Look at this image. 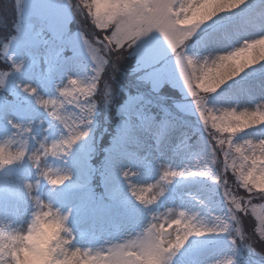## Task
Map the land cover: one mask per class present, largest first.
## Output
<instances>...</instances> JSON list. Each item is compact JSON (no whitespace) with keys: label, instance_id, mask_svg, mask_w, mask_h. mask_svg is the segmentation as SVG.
I'll return each instance as SVG.
<instances>
[{"label":"snow or ice","instance_id":"snow-or-ice-1","mask_svg":"<svg viewBox=\"0 0 264 264\" xmlns=\"http://www.w3.org/2000/svg\"><path fill=\"white\" fill-rule=\"evenodd\" d=\"M55 4L54 18L37 22L29 14L23 23L15 22L16 34L2 44L0 186L18 179L7 171L13 165H28L15 192V210L26 203L25 181L40 198L36 173L42 165L49 169L43 173L47 182L58 185L53 191L66 184L74 191L85 189L93 172L88 157L98 101L111 103L109 71L117 68L122 53L133 54L132 71L151 95L138 93L121 107L100 173L128 226L98 244L88 237L79 258L102 264H178L183 256L180 264H247L245 250L264 258V94L257 98L243 83L257 68L264 71V47H259L264 45V0H207L192 19L186 15L189 0H117L111 11L97 15L98 23L114 30L94 42L82 32H69L71 15L63 0ZM25 7L26 0H14L19 17ZM82 60L87 61L83 71ZM210 73L204 87L201 80ZM166 84L183 93L176 111L159 95ZM187 116H194L198 126L192 127ZM147 138L160 155L169 147L180 164L149 158L143 152ZM51 160L64 166L52 167ZM221 163L246 196L232 191ZM142 173L145 179L138 180ZM191 185L196 192L167 206L178 188ZM76 208L82 211V202ZM67 214L73 215L71 207ZM249 216L254 221L250 230L243 222ZM217 238H223L224 248L205 258ZM21 241L15 233L0 234V264H20L26 248ZM47 252L44 264L67 259L60 244H50Z\"/></svg>","mask_w":264,"mask_h":264},{"label":"rangeland","instance_id":"rangeland-1","mask_svg":"<svg viewBox=\"0 0 264 264\" xmlns=\"http://www.w3.org/2000/svg\"><path fill=\"white\" fill-rule=\"evenodd\" d=\"M12 1L14 2V0H10V2ZM8 2L9 0H7L3 4H0V18L2 22L8 19L13 14L12 13L13 8L11 6L13 2L12 3H8ZM57 11L58 10L56 8L55 0H26V7L24 10L21 11L20 17L17 16L16 22L20 20V22L23 23L24 20L29 16V14L31 15L33 20L37 22L42 21V20L51 19L56 16ZM238 17H239V13L235 14L233 19H238ZM67 28L69 32L76 33L79 30V25L76 21L71 20L68 23ZM14 30L15 31L11 33V35L7 36V39L8 37L16 34V29L14 28ZM4 42L5 40H2V33L0 32V60L2 62H5L2 59V56H3L2 44ZM13 51H15L14 48H13ZM66 54L71 55V52L68 51ZM120 57L125 59V62H126V57L122 55ZM133 57L135 59L134 61V68H135L136 57L135 55H133ZM121 60L122 59H119L118 61H116L117 68L114 70V72H112L113 70H111V72L109 71V73H111V77L114 78L113 79L114 81L110 78V81L108 82L112 89V96L115 97V95H119V92H123L125 94V100H123L124 105H125V103L129 100L130 97L136 96L138 93H143L146 96V94L148 93V90L145 89V87H143L144 83L137 80L136 78L137 73H128V70L123 67L125 64H123ZM86 64H87V61L82 60L81 71L84 70V66H86ZM4 70H6V68H0V71H4ZM112 82L116 84V88L113 86ZM243 83L250 86L254 94L256 95V97L259 98L262 94H264V71L257 68L255 70L254 75H249L244 78ZM131 88H132V91L134 92L132 94H128L127 89H131ZM161 89L159 90V95L160 97L163 98L164 105L166 107H170L171 105L172 110L176 111L174 105L175 103H178L180 100H174L172 102L167 101L166 96L161 92ZM177 89L183 96V93L179 89V87H177ZM239 98L241 99L242 102L246 100V97H239ZM152 106L156 107V102L155 104H152ZM176 114L179 115L180 113L177 112ZM42 115L43 114H41V116ZM97 117L98 119L96 120ZM185 119L192 122L194 124L193 127L198 126L196 124V118L194 116H187L185 117ZM106 120L107 119L105 117H102V118L99 117L98 109H97L96 115L94 117V124L92 126V131L90 134L91 141L92 139H94L95 141L97 140L96 136L97 134L98 135L101 134V129L102 127H104L103 125L105 124ZM2 127H3V122L0 121V129H2ZM209 131H212V130L209 129ZM94 132L96 133L94 134ZM114 135L109 137V139L107 140L109 141V143L105 146L106 147L105 151L109 148L108 146L111 145ZM205 135L207 136L208 133L206 132ZM93 145L94 147L88 157V161H89L91 168L93 169V172L88 177L87 185L83 191H74L67 184L65 186H61L60 188L55 189L54 191L50 190L49 186L45 183H42L40 187V192L44 198L51 199L52 201L55 202V204H57L64 210H67L70 207L73 209V215L70 217L69 223L74 233L76 234L77 243L80 246H87L88 237L90 236L95 237V239L92 240V243L94 244H98L105 239L115 238L119 234L117 231L118 227L120 230H123L125 227L128 226L127 218L122 214L121 210L113 206L112 202L110 201L105 183L103 182L101 175H100L101 187L103 188L102 193L95 192L90 187L92 184L93 176L95 174L99 175L102 170L101 166H103L101 165L99 167V164H94L92 162V157H93L92 154L94 153L95 146H97L96 144H93ZM161 151L164 153L163 155H160V153L157 152L151 138H147L145 140V143L143 146V152L146 153L149 156V158L157 157L160 160L158 161V163L160 164L165 163V160H168L169 158H171L172 163L177 164V165L180 164V160L178 158L171 157V152H170L169 147L167 146L163 147ZM105 154L106 152L103 154V162L105 159ZM66 159L68 161L67 166L71 167L72 157H68ZM51 162L54 164V166H64L63 162L59 160H51ZM219 170L221 171L222 168H220ZM7 171L14 178H18V179L15 180V183H8V184H4L0 186V218L13 220L17 224H23L28 217V211L30 209V205L24 204L21 210L17 212L15 210V205L13 201L15 199V192L18 191V188H19V179H22L23 176L27 173L28 165L26 162L22 164L13 165ZM33 173H34V170H33ZM137 179L144 180L145 179L144 174L142 173L139 177H137ZM189 191L196 192L197 186L191 185V186H185V187L178 188L175 193V199L171 201H166L165 203L169 207H174L175 204L179 203V197ZM222 192L223 191L221 190V195H222ZM81 202L83 204V209L82 211L78 212L76 205ZM106 211H108V214H105ZM161 211H164V209H161ZM82 233H84L83 236L81 235ZM224 246H225V241L221 238H217L215 241L211 242L207 246L205 250V258H211L217 252L221 251L224 248ZM245 251L247 253V250ZM247 257L250 258L252 262V263L247 262V264H257L258 261L257 260L253 261L251 256L248 255V253H247ZM182 260H183V256L177 257L178 264H180ZM259 264H264V260L260 259Z\"/></svg>","mask_w":264,"mask_h":264},{"label":"clouds","instance_id":"clouds-1","mask_svg":"<svg viewBox=\"0 0 264 264\" xmlns=\"http://www.w3.org/2000/svg\"><path fill=\"white\" fill-rule=\"evenodd\" d=\"M116 4L117 0H63L66 11L71 15L72 20L79 25L77 32L84 33L85 37L93 42L99 40L100 37L109 35L114 30L113 25L98 23L97 15L111 11ZM189 4L190 7L186 15L192 19L198 14L199 7L207 6V0H189ZM259 47H264V45ZM125 51L127 52L128 49L125 48ZM210 80L211 73L201 80V84L207 87ZM52 167H55L53 163ZM48 171L49 169L42 165L36 175L40 177V187L42 183H45L52 190L58 185L47 182L43 173ZM261 183L264 184V180ZM23 187L27 197L25 204L30 205L25 222L17 224L13 220L0 218V234L7 236L10 233H15L22 237L21 243L26 246V248L21 249L23 256L20 264H44L48 258L47 249L50 244L53 247L60 244L67 255V259L58 261L57 264H102L100 260L80 259L79 253L83 246L78 243L70 246L77 237L70 226L67 210L62 209L54 201L44 198L41 192L40 198L37 199L32 194L34 185L28 181H25ZM254 195H260V193H254Z\"/></svg>","mask_w":264,"mask_h":264},{"label":"trees","instance_id":"trees-1","mask_svg":"<svg viewBox=\"0 0 264 264\" xmlns=\"http://www.w3.org/2000/svg\"><path fill=\"white\" fill-rule=\"evenodd\" d=\"M7 1V0H6ZM5 0H0V4H3L6 2ZM13 2V1H12ZM9 2L8 3H12ZM14 4V2H13ZM11 4L12 8H13V14L6 20H4L2 22L1 18H0V32L2 33V40H6L8 35H11V33H13L14 30V24L16 22V18H17V13L15 11L14 5ZM126 52V51H125ZM122 56L126 57V62L125 59H122V63L125 64L123 67L126 68L128 70V73H134L132 71V69L134 68V57L132 54L129 55H124L123 53L121 54ZM4 64V65H3ZM6 62H2L0 60V68H6L5 67ZM111 72V70H110ZM114 72V71H112ZM110 78L113 80L114 78L111 77V73L108 74V81H110ZM114 81V80H113ZM113 83V82H112ZM113 86L116 88V84L113 83ZM145 89L148 90V93L146 94V96H150V92H149V86L144 84ZM127 93L128 94H132L134 91H132L131 89H127ZM161 92L166 96V100L169 102H172L174 100H181V93L178 91L177 87H173L170 85H164L161 89ZM117 93V91H116ZM112 96V101L109 105H105L104 103H99L98 101V105H97V109H98V115L99 117H105L107 120L105 121V124L103 125L104 127H102L101 129V134H97V140L95 141L94 139H92L93 144H96L97 146H95V150H94V155L92 154V162L94 164H99V167L101 165H103V154L106 152L105 151V146L109 143V141H107L109 139V137L113 136L114 133H116L117 131V126L121 120V112L120 109L121 107L124 105L123 100H125V94L123 92H119V95H115V97ZM154 99V98H153ZM155 99H154V103L155 104ZM170 105V104H169ZM172 106L170 105L169 108H171ZM151 110L153 112H155L157 110L156 107H153L152 105L150 106ZM120 112V113H119ZM180 115V114H179ZM98 119V117L96 118V120ZM189 123L191 124V126L193 127L194 124L192 122L189 121ZM98 127V126H97ZM96 127V128H97ZM96 132H94L95 134ZM111 142V141H110ZM109 147V146H108ZM220 160L222 162L223 157H220ZM102 167V166H101ZM220 168H222V174L224 176L225 179L228 180L229 182V186L232 189V191L238 195H247L246 191L244 189H240L236 187L237 181L235 180V177L232 174L231 170H228L226 173L223 170V166L221 163ZM92 188L93 191L98 192V193H102L103 188L101 187V177L100 174H95L93 176L92 179V184L90 186ZM222 190V189H221ZM223 191V190H222ZM241 216L243 217V214H241ZM243 222L244 225L247 229H251L252 225L254 223L253 219L249 216V217H244L243 218ZM257 250H259V246H257ZM244 258L247 260V262H251L250 258L247 257V253L246 251L244 252ZM251 258L253 261L257 260L259 262L260 259L264 260V258L257 256V255H251Z\"/></svg>","mask_w":264,"mask_h":264}]
</instances>
